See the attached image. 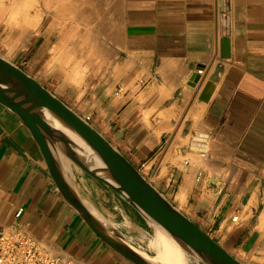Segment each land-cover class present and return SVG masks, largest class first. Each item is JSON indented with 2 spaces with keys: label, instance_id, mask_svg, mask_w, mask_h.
<instances>
[{
  "label": "crops",
  "instance_id": "obj_1",
  "mask_svg": "<svg viewBox=\"0 0 264 264\" xmlns=\"http://www.w3.org/2000/svg\"><path fill=\"white\" fill-rule=\"evenodd\" d=\"M47 1L0 0L1 49L20 45L16 58L40 61L36 74L59 61L44 74L66 82L65 60L82 68L80 50L91 51L84 91L52 93L225 251L264 264V0ZM73 166L79 195L108 221L124 212L148 229L117 192ZM16 230L76 264H134L71 205L37 136L0 104V232Z\"/></svg>",
  "mask_w": 264,
  "mask_h": 264
},
{
  "label": "water",
  "instance_id": "obj_2",
  "mask_svg": "<svg viewBox=\"0 0 264 264\" xmlns=\"http://www.w3.org/2000/svg\"><path fill=\"white\" fill-rule=\"evenodd\" d=\"M0 104L43 145L60 190L101 239L134 264H151L61 174V156L117 192L147 222L168 232L198 264H243L176 209L103 135L23 69L0 56ZM71 171L68 170L69 177ZM70 178V177H69Z\"/></svg>",
  "mask_w": 264,
  "mask_h": 264
},
{
  "label": "bare ground",
  "instance_id": "obj_3",
  "mask_svg": "<svg viewBox=\"0 0 264 264\" xmlns=\"http://www.w3.org/2000/svg\"><path fill=\"white\" fill-rule=\"evenodd\" d=\"M2 1V0H1ZM47 1V0H46ZM53 1V0H52ZM49 0L47 2H49V4L52 2ZM71 1V0H70ZM69 1V2H70ZM83 1V0H82ZM87 1V0H86ZM74 2V1H73ZM53 3V2H52ZM57 3V2H56ZM67 3V2H66ZM12 5V4H11ZM71 5V4H70ZM69 5V6H70ZM77 5V4H76ZM49 6V5H48ZM79 6V5H78ZM71 8V7H69ZM98 8V7H97ZM87 9V8H86ZM85 9V11H86ZM95 9V8H94ZM93 9V10H94ZM88 10V9H87ZM92 10V9H91ZM89 10V11H91ZM92 10V11H93ZM99 10V9H98ZM70 11V10H68ZM81 11V10H78ZM83 11V10H82ZM87 11V13L89 12ZM16 12V10H15ZM22 13V12H21ZM63 13V12H62ZM91 13V12H90ZM95 13V12H94ZM93 12L91 13L92 15L94 14ZM98 13V12H96ZM101 13V12H100ZM13 14V13H12ZM18 14V13H17ZM72 14V13H71ZM74 14V13H73ZM85 14V13H84ZM69 15V14H67ZM95 15V14H94ZM98 15H101L98 13ZM97 15V16H98ZM108 15V14H107ZM25 16V15H23ZM32 16V15H31ZM41 16V15H40ZM75 16V15H74ZM96 16V17H97ZM113 16V15H112ZM28 17V16H27ZM68 17V16H67ZM71 17V16H70ZM68 17V18H70ZM87 17V16H86ZM92 17V16H91ZM65 18V17H64ZM72 18V17H71ZM74 18V17H73ZM93 18V17H92ZM59 19V18H57ZM24 20V19H23ZM33 20V19H32ZM11 21V20H10ZM68 21V20H66ZM65 21V22H66ZM71 21V20H70ZM19 22V21H18ZM33 21V24H35ZM39 22V21H38ZM37 22V23H38ZM36 23V24H37ZM17 24V23H16ZM63 24V23H62ZM19 25V24H18ZM59 25V24H58ZM60 26V25H59ZM63 26V25H62ZM66 27V26H65ZM72 27V26H71ZM70 27V28H71ZM83 30V29H82ZM59 31V30H58ZM87 32V31H86ZM60 33V32H59ZM74 33V32H73ZM78 35H79V31H77ZM67 34V33H66ZM71 35V34H70ZM77 35V34H76ZM81 35V34H80ZM88 36V35H87ZM86 36V39L88 38ZM62 37V36H61ZM60 37V38H61ZM67 38V36H66ZM59 39V38H58ZM76 39V38H75ZM81 39V38H80ZM85 40V39H84ZM67 42V40H66ZM71 42V41H70ZM80 42V41H79ZM85 42L86 45L88 44V40H86ZM84 44V43H83ZM89 47H91V44L93 43H89ZM79 45V43H78ZM85 45V44H84ZM84 45H82V47H84ZM96 45V44H95ZM70 46V44L68 45ZM100 46V45H99ZM72 47H76L75 45H72ZM71 47V48H72ZM81 47V48H82ZM87 47V46H86ZM87 48L92 50L91 48ZM96 47V46H94ZM79 48V47H78ZM93 48V47H92ZM80 49V48H79ZM78 49V50H79ZM94 49V48H93ZM96 49V48H95ZM82 51V53L80 54V60H77V63H84L85 65H88V54L91 53V51H86V50H80ZM83 51H86L85 53H88L86 55H84L85 53H83ZM96 52L99 51L94 50ZM104 51V50H103ZM60 52V51H59ZM59 52L57 54H59ZM71 52V51H70ZM73 52V51H72ZM78 52V51H77ZM95 52V53H96ZM76 53V50H75ZM91 55V54H90ZM95 55V54H94ZM102 54L100 53V56ZM64 56V55H63ZM92 56V55H91ZM96 56V55H95ZM66 57V56H65ZM64 57V58H65ZM99 57V56H98ZM92 58V57H91ZM97 58V57H94ZM101 58V57H100ZM49 59V58H48ZM53 59V58H52ZM66 59V58H65ZM97 60V59H96ZM99 60V59H98ZM75 58L74 56H69V58L67 60H65L64 64L66 65L67 69H68V73H71V77L73 79H78L79 82L82 81V79L84 78L85 74L87 73V66H83L82 68L79 66H73L71 67V63H74ZM95 61V60H94ZM49 62V61H48ZM47 62V63H48ZM57 60H52L51 63L47 66L46 68V72H51L58 64H61L60 62ZM76 63V62H75ZM63 64V66H64ZM79 64V63H78ZM94 64V63H93ZM77 65V64H76ZM81 66V65H80ZM71 68V69H70ZM80 68V69H79ZM70 77V78H71ZM83 118V117H82ZM84 119V118H83ZM85 120V119H84ZM86 121V120H85ZM87 122V121H86ZM59 157H58V167L59 170L61 171L62 175L64 176V178L68 181V183L70 185H72V187H74V182L71 178H69L67 176L68 174V170L71 171L72 174V170H73V164H71V166H69V164L65 161V159L61 156V151L59 150ZM75 169V168H74ZM137 169V168H136ZM138 170V169H137ZM139 171V170H138ZM147 180V179H146ZM148 181V180H147ZM103 198V197H102ZM102 203V202H101ZM106 209V208H105ZM128 212V211H127ZM129 215V214H128ZM109 219H110V223L112 224V228H115L116 230H118L121 234H123L124 236H126V239L131 242L134 246H137L138 248H140V250H142L144 252V250L146 251H154L155 252V256H150L146 253H144L143 255H145L146 257H148V259L150 260L151 264H198L195 260L193 261V259L184 251V249L182 248V246L166 231H164L162 228H160L158 225H156L152 220L148 219L146 222V225L148 226V228L151 230V233L153 234V239H151V236L149 234V232L144 229L143 227L137 225L136 223H134L124 212H123V219L122 221H115L112 220V215L109 213ZM132 216V215H131ZM132 218V217H131ZM237 218V217H234ZM233 218V220H234Z\"/></svg>",
  "mask_w": 264,
  "mask_h": 264
},
{
  "label": "built area",
  "instance_id": "obj_4",
  "mask_svg": "<svg viewBox=\"0 0 264 264\" xmlns=\"http://www.w3.org/2000/svg\"><path fill=\"white\" fill-rule=\"evenodd\" d=\"M122 90V89H120ZM89 121L90 117H86ZM146 164H140L144 170ZM22 213L19 210L17 217ZM236 220V218H234ZM0 264H76L72 259L55 254L27 233L16 230L0 232Z\"/></svg>",
  "mask_w": 264,
  "mask_h": 264
},
{
  "label": "rangeland",
  "instance_id": "obj_5",
  "mask_svg": "<svg viewBox=\"0 0 264 264\" xmlns=\"http://www.w3.org/2000/svg\"><path fill=\"white\" fill-rule=\"evenodd\" d=\"M19 47H20V45H18L17 48L14 49V51L9 50L10 52L8 50H4L3 48L1 49V47H0V56L5 58L9 62L15 64L16 66L20 67L21 69H23L26 73H28L30 76L35 78L38 82H40L44 87H46L51 92L57 91V88H58L57 86L62 87V89L65 92H73V93H75L76 89L79 90L80 92H82V91H84L83 90L84 87L88 85V77H85V79L82 82H79L78 79H74L72 81L66 82V79L64 78V76H47V75H45L44 74V71H45L44 68H46V66H48L51 63L52 60L49 61L48 63L46 62L47 65L45 64L42 67L40 74H36L35 71L37 69L33 70V68H35L36 65L38 66V63L40 61L36 65L31 66L30 65L31 61H27V60L24 61V59H20L18 57L16 58V56L20 55V53H19V49L20 48ZM25 62L30 63V64L26 65V64H24ZM43 63H44V61H41V63L39 65L40 66L43 65ZM32 64H33V61H32ZM58 71H60V70H58ZM77 94L79 95L78 92L76 93V95ZM64 100L66 102H68V103L71 102L68 97L67 98L64 97ZM87 122L89 123V121H87ZM118 221H122V219L120 217H118ZM146 230L149 232V234L151 236V239H153V234L151 233V230L149 228L146 229ZM144 253H146V254H148L150 256H155L156 255L154 251L150 252V251L144 250Z\"/></svg>",
  "mask_w": 264,
  "mask_h": 264
}]
</instances>
